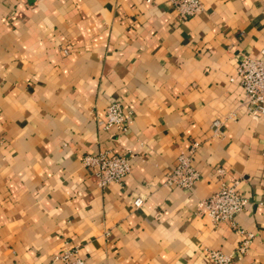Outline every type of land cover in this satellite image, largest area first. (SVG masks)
I'll list each match as a JSON object with an SVG mask.
<instances>
[{"label": "crops", "instance_id": "1", "mask_svg": "<svg viewBox=\"0 0 264 264\" xmlns=\"http://www.w3.org/2000/svg\"><path fill=\"white\" fill-rule=\"evenodd\" d=\"M171 1L0 0V264H64L67 249L88 264H215L217 250L264 264V113L237 73L264 48V0H202L187 19ZM115 101L125 132L102 125ZM195 144L201 178L171 185ZM100 152L131 157L122 185L98 186L83 159ZM233 179L249 200L235 224L200 214Z\"/></svg>", "mask_w": 264, "mask_h": 264}, {"label": "built area", "instance_id": "2", "mask_svg": "<svg viewBox=\"0 0 264 264\" xmlns=\"http://www.w3.org/2000/svg\"><path fill=\"white\" fill-rule=\"evenodd\" d=\"M171 3L180 19L195 17L203 11L202 0H172ZM242 58L237 67L239 83L247 96L250 113L254 117H259L264 113V48L258 57L243 56ZM132 119L131 113L122 102L115 101L107 107L102 125L106 129L125 132L130 127ZM220 123V120L214 122L216 129L219 128ZM198 146L195 144L188 151L181 153L178 165L168 178L171 185L191 189L201 178V174L193 165V156ZM84 158V165L94 172L97 184L102 188L113 183L122 185L132 171V159L126 154L100 152L88 154ZM240 185L238 179L224 183L219 191L200 202L199 213L209 216L215 223L230 222L234 225L235 216L245 211L249 204L248 198L241 193ZM143 202L145 201L142 198H137L134 205L139 208ZM240 233L244 234V231L241 230ZM252 237V234L247 235L240 246L239 254L246 251ZM211 258L215 264L234 263L232 255H226L218 250L211 252ZM56 259L64 261V264H88L79 257L76 250H64L56 256Z\"/></svg>", "mask_w": 264, "mask_h": 264}]
</instances>
